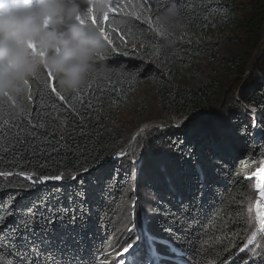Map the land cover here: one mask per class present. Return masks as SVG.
Masks as SVG:
<instances>
[{
  "label": "trees",
  "instance_id": "16d2710c",
  "mask_svg": "<svg viewBox=\"0 0 264 264\" xmlns=\"http://www.w3.org/2000/svg\"><path fill=\"white\" fill-rule=\"evenodd\" d=\"M173 4L179 14L170 25H162ZM111 7L117 10L108 11V21L95 15V25L113 44L105 39L107 51L97 57L85 86L65 91L46 72L29 81L22 97H0V173L5 174L0 176V208L15 213L30 206L37 212L62 207L79 215L82 207L90 215L82 235L91 241V251L81 259L93 264L102 249L119 250L140 234L141 252L155 241L164 256L168 245L185 241L175 246L191 257L188 244L194 237L179 221L195 203L197 217L188 222L205 232L207 257L201 259L244 264L250 257L239 249L246 242L252 241L251 251L264 252V225L255 212H247L259 202L251 176L264 160V135H252L255 129L240 115L243 106L226 88L244 73L252 54L261 51L264 0H111ZM228 43L238 50L224 52ZM254 67L258 77L240 99L257 110L264 128V54ZM146 84L154 99L138 101L136 95ZM135 102L137 118L127 130L121 115L132 116ZM17 106L22 108L19 115ZM163 117L174 124L187 121L180 128L139 133L124 156L128 166L123 156L115 158L141 123ZM136 154L143 158L131 164ZM61 173L60 183L31 184L22 175L36 179ZM133 186L146 194L135 193ZM126 201L152 215L138 228L140 234L125 230L130 217L118 224ZM70 218L71 212L64 217L66 225ZM18 219L22 217L8 216L7 223L15 226ZM52 227L56 235L51 238L64 236L68 243L80 231ZM3 254L13 259L8 250ZM160 264H175V257Z\"/></svg>",
  "mask_w": 264,
  "mask_h": 264
},
{
  "label": "clouds",
  "instance_id": "9594fccd",
  "mask_svg": "<svg viewBox=\"0 0 264 264\" xmlns=\"http://www.w3.org/2000/svg\"><path fill=\"white\" fill-rule=\"evenodd\" d=\"M110 6L111 0H0V97H22L30 80L49 71L65 91L85 86L107 51L89 17L103 16ZM178 14L173 4L161 24L170 25Z\"/></svg>",
  "mask_w": 264,
  "mask_h": 264
},
{
  "label": "snow or ice",
  "instance_id": "6c2138e0",
  "mask_svg": "<svg viewBox=\"0 0 264 264\" xmlns=\"http://www.w3.org/2000/svg\"><path fill=\"white\" fill-rule=\"evenodd\" d=\"M117 9L110 6L109 12H115ZM93 23L97 22L96 16L93 14L90 16ZM103 21L106 23L109 19L108 12L103 17ZM83 22V21H82ZM150 22V20H149ZM47 23V21L45 22ZM103 31V29H101ZM109 45L113 44L111 39H108L105 35ZM30 47L35 50V45L30 43ZM49 77L52 73L48 72ZM55 91V89H53ZM59 95V93H57ZM31 100V95L28 96ZM61 99L63 97L61 96ZM250 111H255L250 110ZM43 126V125H41ZM253 128L264 131L261 125L253 123ZM123 155V154H120ZM117 159L119 156L116 157ZM88 168H84L83 172H88ZM4 173H0V176H4ZM11 175V174H9ZM31 183H43L49 180L61 181L63 179V173L54 176L37 177L33 179L30 174H22ZM82 176V173H81ZM256 176L259 177L255 187L259 190L260 196L264 198V162L260 169L257 170ZM76 175H72L70 179L76 180ZM82 179L80 183L82 184ZM185 217L179 222L184 225L182 230L191 232L194 240L192 244H188V249L193 253L190 257L186 254L182 247L175 246V243H187L185 241H177L169 246V253L162 256L155 248L153 241L150 243L143 252H141L140 235H136L135 239L130 242L121 244L117 248L107 246L106 249H102L93 260V264H160L162 259H167L168 256L175 257V264H208L207 259H201V257H207V252L204 251L205 245L202 243V238L205 236L204 231H195V225L189 223V220L195 221L197 217V207L193 203L190 208L185 209ZM71 212V218L68 224L64 220L65 216H68ZM247 212L251 215L255 212L259 218L260 224L264 225V199L258 202L255 207L248 206ZM6 213V214H5ZM46 213V214H45ZM16 215L22 217L18 219L15 226H10L7 223L8 216ZM89 212L80 208V214L77 215L71 208L64 209L59 208L53 210L51 208L44 207L43 211L37 212L35 206H30L27 209H17L13 213L9 208H0V264H88L86 260H82L81 257L84 253L90 252L91 244L90 240L83 237V232L87 230ZM55 224L57 228L64 229L66 226L78 228L80 231L70 237L71 243L61 236L59 239L53 240L51 237L56 235L52 225ZM135 213L133 212L132 218L125 225V230L132 233L136 230ZM6 229V231H5ZM39 229V231H37ZM146 240L152 241L151 237H145ZM10 243H5V241ZM19 241V243H17ZM164 243V241H159ZM252 241H248L244 244L239 252L248 251L249 259H245L244 264H260V261L264 260V252L257 253L250 250ZM254 247V245H253ZM8 250L13 259L6 260L3 250ZM235 259V257H234Z\"/></svg>",
  "mask_w": 264,
  "mask_h": 264
},
{
  "label": "rangeland",
  "instance_id": "374dc122",
  "mask_svg": "<svg viewBox=\"0 0 264 264\" xmlns=\"http://www.w3.org/2000/svg\"><path fill=\"white\" fill-rule=\"evenodd\" d=\"M263 40H264V36H263ZM237 50H238V48L236 46H234L232 44H229V43L224 46V52L234 53ZM263 54H264V43L261 46V51L260 52H255L254 55L252 54V58H251L252 61L245 65L244 73L241 74V75L238 74V75L234 76L231 80H229V86H228V88H226V90H228V91L229 90L233 91V93L235 94V98L238 99L239 102H240L239 105L241 104L243 106L242 107L243 109H242L240 115H242L244 117V120H245L246 123H248V124L251 123L252 126L250 125L249 128H251V127L253 128L254 121H255V123L260 125V123H259V114H258L257 110H255L254 108L249 107L245 103H243L242 99H240L241 98L240 93L243 91V89H247L248 88L249 83L253 79L258 77V74H257L258 70H255L254 66L262 58ZM250 55H251V53H250ZM198 68L202 69V70H206V74L208 73V68H205L203 66H198ZM206 74H203L204 78H205ZM198 77L199 76L195 77L194 79H197ZM136 96L138 98V101H141V100L151 101V100L154 99L153 88L151 86H149L148 84H146ZM134 104L135 105H134L133 108H135V109L131 110L132 114H133L132 116H128L126 114L121 115V117H122L121 122L123 121L122 124H123L124 128L127 129V130L131 129V127L134 125L135 119L137 118V109L139 108L138 107L139 104H138V102H135ZM253 109L255 110L254 112L250 111V110H253ZM160 113L161 112L156 113V114L158 115ZM154 114H155V112H154ZM185 122L174 124V123H172L169 120L168 117L151 119L149 121L143 122L131 134V136L129 137V139L127 141V144L130 142V140H131V142H130L129 146L131 144H133V142L136 140V138L139 135V133L142 134V133H144L146 131H149V130H152V129H155V130H158V129L160 130L161 129V131L162 130H167L168 127L180 128V127H183ZM252 135H254V137L256 139H258L259 137L264 135V131L255 129V131L253 132ZM154 139H156V138H154ZM142 141H143V139H142ZM123 149H125V148H123ZM127 150L126 151L125 150H120V151L117 152V154L115 156V158L117 156H119L120 158L123 156L122 162L125 164V166H128V164H129V163H127L124 160V156L127 154L126 153ZM120 154H123V155H120ZM241 156L244 157L245 155L243 154ZM140 158H143L142 154H136V156L134 158L135 160L132 161L131 164H133L135 161H138ZM141 160L143 161L144 159H141ZM262 162H264V160H261V163L259 162L260 163L259 167H257L255 172L251 176V179L253 180V187H254L253 191H254V194H255V198H258L259 202H261L263 198L260 196V192L255 187V185L257 183V180L259 179V177L256 176V173H257V170L260 169V167L262 165ZM139 163H141V161H139ZM142 167H144V164L142 165ZM74 181L75 180H72L71 182H74ZM46 182L49 183L48 181H46ZM56 183H59V182L56 181ZM136 184H137V182H136V178H135V182H134L133 185L136 186ZM136 187L134 188V186H133V191L135 193H136V191H138V193H140V195H145L146 194L145 191H139L138 190L140 188V186H139V188H136ZM125 204L126 205H124L120 209V212H119V215H118V217H119L118 218V224H120L123 220L125 221L129 217L131 219L132 218V214L134 212L135 213V223L137 225L135 232L137 234H140L141 230H139L138 228L145 226V224L147 225L148 222L150 221L152 215L144 214V212L137 205H135V204L133 205V203H131V202L126 201Z\"/></svg>",
  "mask_w": 264,
  "mask_h": 264
},
{
  "label": "water",
  "instance_id": "95a60500",
  "mask_svg": "<svg viewBox=\"0 0 264 264\" xmlns=\"http://www.w3.org/2000/svg\"><path fill=\"white\" fill-rule=\"evenodd\" d=\"M134 138V137H133ZM130 142H131V140H130ZM130 142L128 143V144H126V146H125V149H123V150H127L128 148H129V144H130Z\"/></svg>",
  "mask_w": 264,
  "mask_h": 264
},
{
  "label": "bare ground",
  "instance_id": "6f19581e",
  "mask_svg": "<svg viewBox=\"0 0 264 264\" xmlns=\"http://www.w3.org/2000/svg\"><path fill=\"white\" fill-rule=\"evenodd\" d=\"M117 154V153H116ZM60 183V182H59ZM264 199V198H263Z\"/></svg>",
  "mask_w": 264,
  "mask_h": 264
}]
</instances>
